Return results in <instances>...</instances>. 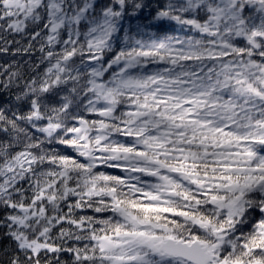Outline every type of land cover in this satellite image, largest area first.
<instances>
[{
	"label": "snow or ice",
	"instance_id": "6c2138e0",
	"mask_svg": "<svg viewBox=\"0 0 264 264\" xmlns=\"http://www.w3.org/2000/svg\"><path fill=\"white\" fill-rule=\"evenodd\" d=\"M0 264H264V0H0Z\"/></svg>",
	"mask_w": 264,
	"mask_h": 264
},
{
	"label": "trees",
	"instance_id": "16d2710c",
	"mask_svg": "<svg viewBox=\"0 0 264 264\" xmlns=\"http://www.w3.org/2000/svg\"><path fill=\"white\" fill-rule=\"evenodd\" d=\"M4 63V57L3 55H0V64Z\"/></svg>",
	"mask_w": 264,
	"mask_h": 264
}]
</instances>
